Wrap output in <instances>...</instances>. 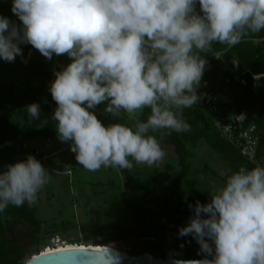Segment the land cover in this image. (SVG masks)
Returning a JSON list of instances; mask_svg holds the SVG:
<instances>
[{"label": "clouds", "instance_id": "obj_1", "mask_svg": "<svg viewBox=\"0 0 264 264\" xmlns=\"http://www.w3.org/2000/svg\"><path fill=\"white\" fill-rule=\"evenodd\" d=\"M11 11L22 23L0 15V59L15 62L24 55L21 45H31L49 61L71 60L54 72L52 119L59 140L89 172L162 161L160 140L191 131L183 110L202 99L206 54L222 59L246 39L260 43L253 37L264 31V0H12ZM100 105L134 125H105L96 114ZM145 109L150 114L141 120ZM25 111L41 117L39 103ZM6 168L0 214L36 205L52 180L49 170L32 155ZM211 188L209 203L189 205L193 215L178 233L191 236L203 258L171 264H264V166H241ZM108 251L110 264H120L119 254Z\"/></svg>", "mask_w": 264, "mask_h": 264}, {"label": "trees", "instance_id": "obj_2", "mask_svg": "<svg viewBox=\"0 0 264 264\" xmlns=\"http://www.w3.org/2000/svg\"><path fill=\"white\" fill-rule=\"evenodd\" d=\"M11 8L12 0H0V15L21 24L22 22L13 15ZM253 39H261V42L253 43L251 39H246L245 42L227 50L221 60L211 61L212 69L205 72L202 80V84L206 83V86L202 87L200 103L183 110V118L191 125V131L173 132L160 140L162 145L174 150L181 167L180 177L169 188L167 196L172 197L175 210L171 211V206L166 199L159 196H154L149 204L150 206L159 204V207L166 211L165 216H161L158 211H153L150 206L129 203L131 222L105 226L104 239L96 242L94 246L85 247H108L122 240L131 239L134 233L138 235V244L128 252L131 256L152 254L164 260L203 258L199 254L200 245L191 236L179 237L178 235L179 229L187 226L189 222V219L182 214L191 209L190 204L194 207L197 201L201 202L205 198L203 196L186 198L183 194L184 180L191 170L190 158L195 156L197 149L205 145L222 158L231 168L232 174L241 166L249 169L258 166L245 159L236 146L222 138L216 131L212 117L205 106V94L211 93L219 98L220 109L226 117L241 113L257 115L259 155L264 156V78L259 82L254 78L264 76V31L259 34V37H253ZM21 47L24 55L17 56L15 62L9 63L0 59V171H6L8 164L26 160L31 155L26 151L28 143L39 139L54 142L58 138L56 122L52 119L57 104L49 89L56 78L54 72L62 70L71 63L67 55L54 56L49 61L31 45H21ZM213 48L216 51H223L224 46L214 44ZM210 54H206V57ZM234 59L237 63H234ZM235 76L246 80L247 86L227 85L226 79ZM32 103L40 104L39 120H32L25 111L26 107ZM103 108L104 105L98 106L96 114L105 125L110 123L134 125L126 115L120 118L104 115ZM149 114L150 110L145 109L139 119L146 120ZM157 138L159 139V136ZM167 169L172 170L171 167ZM130 171L121 170L128 180L127 186L133 187ZM9 220L30 229L32 241L39 246V251L33 257L49 247L52 238L61 239V235L57 234L45 238V222L40 219L37 208L27 204L19 208L10 206L0 214V226ZM158 221H161L163 232L152 236ZM64 226L68 225H61V227ZM27 252L28 249L21 243L9 247L0 228V264H25Z\"/></svg>", "mask_w": 264, "mask_h": 264}, {"label": "rangeland", "instance_id": "obj_3", "mask_svg": "<svg viewBox=\"0 0 264 264\" xmlns=\"http://www.w3.org/2000/svg\"><path fill=\"white\" fill-rule=\"evenodd\" d=\"M161 146L166 153L164 159L152 167L135 165L130 171L133 187H128V180L121 169L102 168L97 172L84 169L76 161L70 144L61 142L59 138L54 142L39 139L28 143L26 151L35 156L52 176L38 203L32 206L37 208L40 219L45 222V238L57 234L61 235L58 240L63 245L94 246L104 239L105 226L131 222L129 203L149 207V201L154 196L165 198L171 211H174L175 203L171 196H167L169 188L180 177L181 167L174 150ZM194 155L190 158L191 170L184 180L182 191L186 198L205 197L200 203L207 204L211 200V185L224 184L232 170L205 145ZM150 207L165 216L166 211L159 204ZM192 215V209L182 214L187 219ZM62 224L68 226L61 227ZM0 228L9 247L21 243L28 249L27 260L39 251V246L31 239L30 229L25 225L9 220ZM162 232L161 221H158L152 236ZM137 244L138 235L133 233L131 239L108 247L128 253Z\"/></svg>", "mask_w": 264, "mask_h": 264}, {"label": "built area", "instance_id": "obj_4", "mask_svg": "<svg viewBox=\"0 0 264 264\" xmlns=\"http://www.w3.org/2000/svg\"><path fill=\"white\" fill-rule=\"evenodd\" d=\"M208 61L206 70L210 71L212 69L211 61H219L221 59H216L213 54L205 57ZM256 81H260L264 76H255ZM226 84L229 86L240 85L241 87L247 86V81L241 79L238 76L233 78L226 79ZM206 83L201 84V87L198 89V94L201 96L202 87H205ZM227 97L225 98V100ZM204 102L207 109V112L212 117L213 125L216 131L220 134L222 138L236 146L242 156L247 159L250 163H253L258 166H264V156L259 155V138L257 134V115H249L248 113H241L233 117H226L219 106V98L213 94H205ZM37 155H39L37 153ZM67 246L63 245L57 238H52L50 240V246L47 247L44 251L52 249L57 251L60 248ZM43 251V252H44ZM41 252L40 254H44Z\"/></svg>", "mask_w": 264, "mask_h": 264}, {"label": "water", "instance_id": "obj_5", "mask_svg": "<svg viewBox=\"0 0 264 264\" xmlns=\"http://www.w3.org/2000/svg\"><path fill=\"white\" fill-rule=\"evenodd\" d=\"M118 253L121 257L120 264H171L173 259H158L152 254H145L139 257L131 256L110 247H103L102 250H67L52 254H40L38 259H31V264H110L109 251Z\"/></svg>", "mask_w": 264, "mask_h": 264}, {"label": "bare ground", "instance_id": "obj_6", "mask_svg": "<svg viewBox=\"0 0 264 264\" xmlns=\"http://www.w3.org/2000/svg\"><path fill=\"white\" fill-rule=\"evenodd\" d=\"M91 249V250H102L103 247H85V246H76V245H69V246H64L62 248H60L57 251H53L52 249L44 251V254H52V253H56V252H62V251H67V250H85V249ZM40 255V254H39Z\"/></svg>", "mask_w": 264, "mask_h": 264}]
</instances>
